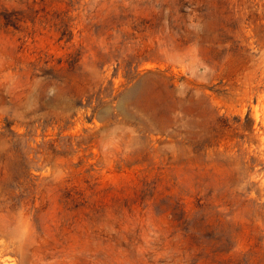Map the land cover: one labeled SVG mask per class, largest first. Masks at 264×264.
I'll return each instance as SVG.
<instances>
[{
  "label": "rangeland",
  "instance_id": "rangeland-1",
  "mask_svg": "<svg viewBox=\"0 0 264 264\" xmlns=\"http://www.w3.org/2000/svg\"><path fill=\"white\" fill-rule=\"evenodd\" d=\"M0 264H264V0H0Z\"/></svg>",
  "mask_w": 264,
  "mask_h": 264
}]
</instances>
